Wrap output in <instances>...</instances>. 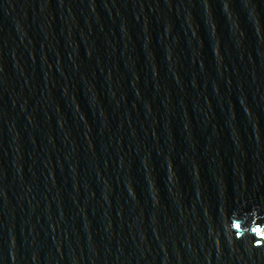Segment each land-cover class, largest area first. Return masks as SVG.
Returning a JSON list of instances; mask_svg holds the SVG:
<instances>
[{
	"label": "water",
	"instance_id": "95a60500",
	"mask_svg": "<svg viewBox=\"0 0 264 264\" xmlns=\"http://www.w3.org/2000/svg\"><path fill=\"white\" fill-rule=\"evenodd\" d=\"M0 264H264V0H0Z\"/></svg>",
	"mask_w": 264,
	"mask_h": 264
}]
</instances>
